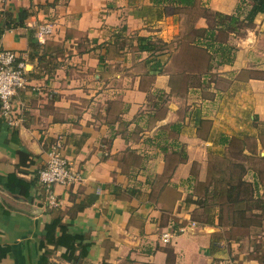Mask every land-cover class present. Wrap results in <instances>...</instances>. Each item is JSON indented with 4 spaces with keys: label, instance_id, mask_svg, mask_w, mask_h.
<instances>
[{
    "label": "crops",
    "instance_id": "crops-1",
    "mask_svg": "<svg viewBox=\"0 0 264 264\" xmlns=\"http://www.w3.org/2000/svg\"><path fill=\"white\" fill-rule=\"evenodd\" d=\"M252 6L0 2V51L21 56L28 79L13 98L18 123L0 117V264H73L43 242L56 216L85 247L78 264H264V211L232 225L208 187L214 168L240 164L264 202V13L248 20ZM211 15L243 27L216 28ZM44 24L53 32L40 40ZM58 139L82 181L54 186L51 208L35 175Z\"/></svg>",
    "mask_w": 264,
    "mask_h": 264
},
{
    "label": "trees",
    "instance_id": "trees-1",
    "mask_svg": "<svg viewBox=\"0 0 264 264\" xmlns=\"http://www.w3.org/2000/svg\"><path fill=\"white\" fill-rule=\"evenodd\" d=\"M156 6H166L175 10H180L189 7H195L197 0H150ZM253 6L248 14V20L256 16L258 13H264V0H251ZM216 20V28L221 27L225 30L239 31L243 27V22H240L237 18L223 17L220 15H211ZM215 27L210 31V38L214 37ZM20 164L26 165V161L29 160V155L25 152H19ZM261 160H264L261 158ZM222 167L214 168L218 177L211 178L208 187H213V201H216L220 206H227L230 212L229 221L232 225L244 224L245 226H252L261 223L262 214H254L255 209L264 211V202L255 198L254 193L257 190L258 185L252 183H246L242 181V175L245 173V169L240 164H231L227 171H224ZM259 174L257 178H263L264 171L262 169H256ZM227 175V178H225ZM10 184L16 182L21 188L28 187L29 184L18 180L15 175H10ZM36 183L38 186L37 175H35ZM13 182V183H12ZM12 186V185H11ZM209 191V190H208ZM207 191V192H208ZM208 201V200H205ZM59 230L60 236L55 238V231ZM43 242L52 245L53 247H62L65 249L63 259L67 262L78 264L86 255L85 247H77L74 235L70 232L67 226L63 225L61 218L56 216L53 218L51 224L47 225L43 233ZM79 250L78 256H75L76 251Z\"/></svg>",
    "mask_w": 264,
    "mask_h": 264
},
{
    "label": "built area",
    "instance_id": "built-area-1",
    "mask_svg": "<svg viewBox=\"0 0 264 264\" xmlns=\"http://www.w3.org/2000/svg\"><path fill=\"white\" fill-rule=\"evenodd\" d=\"M0 2L4 4L8 0H0ZM36 29V36L40 40H44L53 32L51 24L40 25ZM25 66V60L17 53L10 50L0 51V117L4 118L9 126H15L18 123V120L11 117L15 114L13 98L27 85ZM62 149L61 140L58 139L53 142L47 152L45 164L36 173L38 185L44 194V200L51 208L58 205L52 192L54 186L59 185L66 188L82 181V177L72 170L69 162L63 156ZM193 227H196L194 222L179 227L175 233L183 234ZM173 235L174 232L170 230L163 232L160 235L161 243L169 244Z\"/></svg>",
    "mask_w": 264,
    "mask_h": 264
},
{
    "label": "rangeland",
    "instance_id": "rangeland-1",
    "mask_svg": "<svg viewBox=\"0 0 264 264\" xmlns=\"http://www.w3.org/2000/svg\"><path fill=\"white\" fill-rule=\"evenodd\" d=\"M11 117H13V116H11ZM256 166V168H258V169H264V164L263 163H260V162H258L257 164H255ZM229 166H224V167H222V169L224 170V171H227L226 173H228V168ZM221 176H219L218 178H220ZM225 178H227V175H226V177ZM262 221V220H261Z\"/></svg>",
    "mask_w": 264,
    "mask_h": 264
}]
</instances>
